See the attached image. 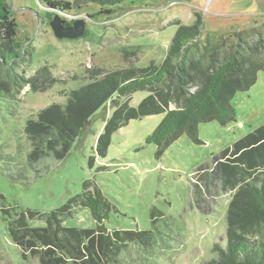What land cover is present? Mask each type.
Wrapping results in <instances>:
<instances>
[{
    "label": "rangeland",
    "instance_id": "obj_1",
    "mask_svg": "<svg viewBox=\"0 0 264 264\" xmlns=\"http://www.w3.org/2000/svg\"><path fill=\"white\" fill-rule=\"evenodd\" d=\"M1 1L17 25L16 46L30 52L17 72L27 78L45 66L52 81L43 90L25 85L0 95V264H40L31 248L23 250L13 241L7 220L30 209L36 211L31 225L44 226L45 214L81 193L85 181L87 190L93 194L96 186L111 204L104 222L108 230L149 232L146 243L120 241L114 264H216L213 246H225L232 194L210 189L204 203L196 204L191 182L198 167L209 166L213 155L264 123V71L257 73L247 91L231 98L233 121L199 123L198 141L183 134L161 154L145 138L164 113L128 121L111 135L105 155L96 152L98 136L114 110L124 102L136 107L148 95L146 90L113 96L114 101L95 113L84 135L61 158L43 153L29 162L25 126L48 105H64L71 90L95 76L160 64L176 30L174 21L190 24L196 13L201 14V37L205 32L246 29L264 21V0H130L120 5L124 11L116 10L108 18L90 17L100 8L96 3L56 11L42 0ZM47 12L58 13L70 24L84 20L83 35L57 38ZM57 221L68 227H95L89 208L80 204L72 205Z\"/></svg>",
    "mask_w": 264,
    "mask_h": 264
},
{
    "label": "trees",
    "instance_id": "obj_2",
    "mask_svg": "<svg viewBox=\"0 0 264 264\" xmlns=\"http://www.w3.org/2000/svg\"><path fill=\"white\" fill-rule=\"evenodd\" d=\"M42 1L56 11L96 3L100 8L90 17L108 18L116 10L124 11L120 5L130 0ZM54 13L47 12V16L51 18ZM195 17L190 24L173 22L176 30L160 64L150 62L144 67L95 76L71 90L64 105H48L36 119L28 120L25 133L31 147L29 162L43 153L55 158L65 156L72 142L84 135L95 113L109 100L114 101L113 96L139 90H146L148 95L136 107L122 103L106 122L96 144L99 155H105L111 135L132 119L164 113L145 138L147 144L155 145L157 154L183 134L198 141L199 123L217 121L225 125L233 121L231 98L236 92L247 91L255 83L257 73L264 71V21L220 34L205 32L201 37L203 17L199 13ZM16 44L17 25L0 0V95L11 94L25 85L35 91L43 90L52 81L45 66L27 78L17 72L20 63L28 61L30 52ZM41 82L47 85L40 86ZM88 183L83 182L81 193L46 213L44 226L31 225L29 220L36 211L30 209L7 220L13 241L23 250L31 248L40 264H114L118 261L120 241L148 242V231L108 230L104 222L111 204L96 186L93 194L87 190ZM191 187L196 204L204 203L210 189L232 194L226 210L225 246H213L217 253L215 263L264 264V123L213 155L209 166L198 167ZM74 204L89 208L94 228L68 227L57 221Z\"/></svg>",
    "mask_w": 264,
    "mask_h": 264
},
{
    "label": "water",
    "instance_id": "obj_3",
    "mask_svg": "<svg viewBox=\"0 0 264 264\" xmlns=\"http://www.w3.org/2000/svg\"><path fill=\"white\" fill-rule=\"evenodd\" d=\"M49 25L57 38H77L84 33V20L77 19L71 24L65 25L58 13H54L49 19Z\"/></svg>",
    "mask_w": 264,
    "mask_h": 264
}]
</instances>
